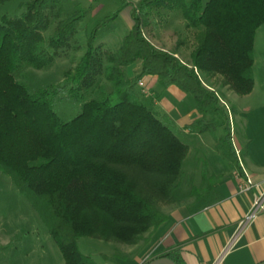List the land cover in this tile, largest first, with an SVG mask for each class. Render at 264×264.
Instances as JSON below:
<instances>
[{
	"label": "trees",
	"instance_id": "obj_1",
	"mask_svg": "<svg viewBox=\"0 0 264 264\" xmlns=\"http://www.w3.org/2000/svg\"><path fill=\"white\" fill-rule=\"evenodd\" d=\"M13 1L0 0V8ZM22 6L19 17L0 16V170L38 213L65 264H96L79 251L80 238L136 245L168 221L160 206L183 199L189 148L170 120L162 122L145 103L138 89L142 78L156 77L164 89L190 95L198 117L186 129L191 134L221 130L216 150L238 163L230 112L202 77L220 79L221 87L237 96L252 92L264 0H142L132 9L133 25L116 51L97 45L96 38L120 11L91 29L75 71L66 72L59 85L35 91L16 80V71L51 67L93 6L71 13L63 0H26ZM163 9L192 32L190 65L145 35L152 15ZM137 63L140 70L129 78L127 68ZM103 82L110 83L111 94ZM64 96L81 106L70 121L55 111ZM190 191L198 194L197 187ZM158 258L184 264L178 253L152 259Z\"/></svg>",
	"mask_w": 264,
	"mask_h": 264
},
{
	"label": "rangeland",
	"instance_id": "obj_2",
	"mask_svg": "<svg viewBox=\"0 0 264 264\" xmlns=\"http://www.w3.org/2000/svg\"><path fill=\"white\" fill-rule=\"evenodd\" d=\"M142 0H63L67 13H71L76 7L93 6V10L79 24L75 35L71 38L69 46L58 52L55 62L51 67L41 70L32 68H21L16 71L15 78L18 82L24 84L29 90L35 91L41 88H47L52 85H59L64 81L66 72L75 71L83 55L87 50V37L95 24L106 16H111L117 11L118 17L97 34L96 44L105 45V48L116 51L123 38L127 35L133 25L132 9L138 8ZM26 0H14L11 3L0 8V16L7 14L10 17H19L24 12L22 6ZM155 13V12H154ZM153 21L145 29V35L157 48L177 51L179 58L186 64H191L190 53L194 47L192 32L185 28L184 21L176 14L168 13L166 10L160 11V16L153 14ZM55 25L52 24L47 35L53 33ZM264 54V26L257 30L254 45L255 75L257 82L259 80L260 66ZM137 68V70H136ZM140 70L139 63L126 70V75L137 74ZM132 75V76H134ZM203 78V84L206 88L218 90L221 87V80L218 78ZM106 94L113 91L110 83L103 82ZM138 89L145 103L153 108L156 100L164 98L172 101L177 107V115L195 107V102L190 95L183 94L181 100H174L167 96L166 92L159 83L157 89L150 92L143 83H138ZM165 94V95H164ZM236 96L235 93H231ZM219 95V94H218ZM112 98V97H111ZM221 96V104L226 108L228 101ZM57 115L63 121H70L81 111L80 104L64 96L58 99L55 106ZM156 115L158 119L168 125L167 110L163 106L157 108ZM231 119V118H230ZM170 120V119H169ZM171 127L174 134L188 146L189 153L183 164V183L181 193L183 200L187 198L196 199L204 195L201 189L206 188L212 181L210 176L202 178L203 162L201 156L213 160L219 152L216 145L220 141L222 131L215 133L191 134L187 133L171 120ZM232 127V121H231ZM232 131V128H231ZM208 174V173H207ZM197 187L198 194H191L190 188ZM187 196V197H186ZM174 205V204H172ZM171 205L160 206V210ZM164 214V213H163ZM152 231L147 233L144 240L136 245L132 254L147 246ZM17 237L13 239L14 237ZM12 243L18 245L16 249L6 250L0 253V264H65L59 248L49 234V231L41 220L38 213L34 210L27 199L19 192L13 184L10 177L0 170V244ZM130 247L113 242H106L99 239L83 237L78 241V248L82 255L90 257L96 264H128L130 260L125 258ZM1 249V248H0ZM104 257L113 258L117 262L106 261Z\"/></svg>",
	"mask_w": 264,
	"mask_h": 264
},
{
	"label": "crops",
	"instance_id": "obj_3",
	"mask_svg": "<svg viewBox=\"0 0 264 264\" xmlns=\"http://www.w3.org/2000/svg\"><path fill=\"white\" fill-rule=\"evenodd\" d=\"M262 58L258 82L253 67L254 88L250 94L232 96L227 87L217 91L225 104L228 101L226 106L232 121L233 147L238 163L224 160L219 153L213 160L202 155V171L205 172L202 176L212 179L206 188L201 189L204 195L163 208L168 221L151 233L142 251L132 254L137 246L130 247L125 257L131 260L128 264H146L156 255L173 253H178L184 264L264 262V211L245 228L238 229L256 198L264 191V54ZM140 82L150 92L158 87L156 77L145 76ZM165 91L176 102L184 97L176 87ZM152 106L153 110L163 106L168 118L185 133L188 132L186 126L198 117L195 107L177 115L173 100L163 96ZM246 179L259 187L240 193L239 183ZM17 246L11 242L0 244V253Z\"/></svg>",
	"mask_w": 264,
	"mask_h": 264
},
{
	"label": "built area",
	"instance_id": "obj_4",
	"mask_svg": "<svg viewBox=\"0 0 264 264\" xmlns=\"http://www.w3.org/2000/svg\"><path fill=\"white\" fill-rule=\"evenodd\" d=\"M259 186L253 183L251 180L246 179L239 183L238 190L240 193H246L254 188H258ZM264 211V191L256 198L254 201L250 211L240 222L238 229L242 230L245 228L251 221H253L256 216Z\"/></svg>",
	"mask_w": 264,
	"mask_h": 264
},
{
	"label": "water",
	"instance_id": "obj_5",
	"mask_svg": "<svg viewBox=\"0 0 264 264\" xmlns=\"http://www.w3.org/2000/svg\"><path fill=\"white\" fill-rule=\"evenodd\" d=\"M147 264H175V263L168 258H158V259H154V260L150 261ZM260 264H264V262H262Z\"/></svg>",
	"mask_w": 264,
	"mask_h": 264
}]
</instances>
